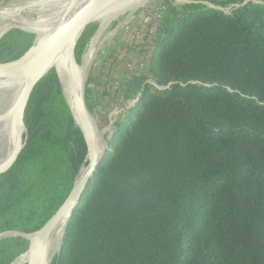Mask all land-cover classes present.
<instances>
[{
	"label": "trees",
	"instance_id": "trees-1",
	"mask_svg": "<svg viewBox=\"0 0 264 264\" xmlns=\"http://www.w3.org/2000/svg\"><path fill=\"white\" fill-rule=\"evenodd\" d=\"M162 3L135 103L50 264H264V3ZM52 76L57 103L33 118L30 96L28 138L0 178V216L23 232L61 205L85 157L81 137L66 149L74 120Z\"/></svg>",
	"mask_w": 264,
	"mask_h": 264
},
{
	"label": "rangeland",
	"instance_id": "rangeland-1",
	"mask_svg": "<svg viewBox=\"0 0 264 264\" xmlns=\"http://www.w3.org/2000/svg\"><path fill=\"white\" fill-rule=\"evenodd\" d=\"M24 1L27 0H0V11L4 8L7 9L10 4H19L17 13L15 14L19 18L21 17L28 21L32 19L43 20V18L48 17L54 10L51 7L41 9L31 8L29 10V7L35 6L23 5ZM240 1L143 0L104 21L96 18L85 27L74 45L72 57L81 66H83L87 57L89 59L83 74L82 101L89 114L93 117L96 129L103 143L107 141V135L112 131L114 123L122 120L135 103L136 91L138 90L140 80L147 72V59L145 57L149 46L147 41H150L154 36L157 15L159 13L162 15L166 10V5L162 2H171L176 6L184 3H201L209 7L229 11L232 7L237 6ZM253 1L264 3L261 0ZM158 3L160 4L157 5ZM35 38L36 34L28 30L19 27L9 28L0 37V62L16 59L38 45ZM52 75L57 78V74L53 69L43 74L35 82L30 92L29 98L32 96L30 103L31 116L33 118L40 115L47 99L54 105L57 103V98L54 96L53 91ZM145 80L152 82L149 78ZM64 100L66 101V99ZM24 115L23 123L25 133L23 135V143L25 145L28 138V128ZM74 123L76 127L78 126L74 120L73 129L76 133L70 135L65 145L66 149L72 151V154L75 155V148L80 141L79 137L83 138L85 143V157L79 166V172L87 164L85 158L88 153V148L82 131L79 127V129H76ZM17 158L11 166L0 173V178L10 177L14 173L15 167H17L15 165ZM14 223L15 216H0V264H12L28 246L27 240L22 236L26 233H34L39 229L23 232L11 228ZM57 250L58 248L54 254L57 253Z\"/></svg>",
	"mask_w": 264,
	"mask_h": 264
},
{
	"label": "bare ground",
	"instance_id": "bare-ground-1",
	"mask_svg": "<svg viewBox=\"0 0 264 264\" xmlns=\"http://www.w3.org/2000/svg\"><path fill=\"white\" fill-rule=\"evenodd\" d=\"M89 0H27L23 5L35 6L32 8H54L52 13L41 19L25 20L19 18L17 9L19 4H10L7 9L0 11V37L12 27H19L36 34L37 44L45 42L66 21L72 18ZM143 0H117L100 13L97 18L103 21L118 14L120 11ZM22 4V3H21ZM22 14V13H21ZM26 14V13H25ZM72 46H66L60 50L50 62L41 70L39 75L53 69L58 77L61 91L66 99L71 114L80 128L83 130V121L87 123L88 129L94 134L97 141V150L103 148V141L96 129L95 121L85 108L81 90L84 84V69L88 64V57L83 66L78 65L72 57ZM82 60V59H81ZM38 75V76H39ZM30 79L28 75L12 74L0 76V172L13 159L25 133L20 121V110L23 95L28 87ZM75 97L77 99H75ZM87 164L80 169L83 173ZM64 215L58 220L54 227L48 232L39 246H36L37 233L21 235L28 246L23 254L18 256L12 264H49L58 248L60 237L63 232Z\"/></svg>",
	"mask_w": 264,
	"mask_h": 264
},
{
	"label": "water",
	"instance_id": "water-1",
	"mask_svg": "<svg viewBox=\"0 0 264 264\" xmlns=\"http://www.w3.org/2000/svg\"><path fill=\"white\" fill-rule=\"evenodd\" d=\"M115 1L117 0H89L78 11V13H76L72 18H70L61 27H59L45 42L36 45L35 47L26 51L24 54H22L16 59L0 62V76L22 74L28 75L30 79L28 87L22 98L20 110V121L21 125L24 127V130L25 126L23 123V115L25 106L35 82L42 76L39 75L41 70H43V68H45V66L50 62V60H52V58L66 46H72V49H74V45L83 30L85 29V27L91 21L96 19L100 13H102ZM75 99L77 98L75 97ZM82 126V133L85 137V141L88 148V153L85 158V162H87L88 166L83 173L79 174L78 172L73 187L71 188L64 201L55 210V212L45 221V223L36 231V246L40 245V243L44 240L48 232L64 215L63 232L61 235L62 240L66 222L69 219L74 207L78 204L79 200L81 199V196L86 188L90 176L92 175L93 171L95 170V167L99 163L107 148V142L104 141L103 148L97 153V144L94 139V134L91 133V131L88 129V125L86 122L83 121ZM23 146L24 143L22 141L13 159L1 170V172H3L15 162ZM61 240L57 252L60 250Z\"/></svg>",
	"mask_w": 264,
	"mask_h": 264
},
{
	"label": "built area",
	"instance_id": "built-area-1",
	"mask_svg": "<svg viewBox=\"0 0 264 264\" xmlns=\"http://www.w3.org/2000/svg\"><path fill=\"white\" fill-rule=\"evenodd\" d=\"M163 10H164V7H163ZM158 17H161V14H160V13L157 15V18H158Z\"/></svg>",
	"mask_w": 264,
	"mask_h": 264
}]
</instances>
